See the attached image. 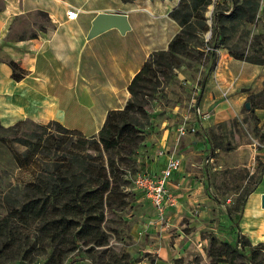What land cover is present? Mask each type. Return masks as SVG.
Segmentation results:
<instances>
[{
  "label": "rangeland",
  "instance_id": "374dc122",
  "mask_svg": "<svg viewBox=\"0 0 264 264\" xmlns=\"http://www.w3.org/2000/svg\"><path fill=\"white\" fill-rule=\"evenodd\" d=\"M178 1L166 12H162L166 0H121L118 8L127 12L130 19L135 17L133 23L138 24L128 34L141 36L143 41L152 40L153 48L165 47L166 51L167 42L173 37L168 39L180 29L169 16ZM230 7L229 0H211L203 12L205 28L197 38L193 36L203 42L197 45L199 52L181 58L171 77H160L159 86L145 97L148 118L139 150L145 144H157L165 136L169 153L181 159L182 173L174 179L177 205L159 215L142 195L140 198L132 191L136 162L126 169L125 204L113 206L105 214L102 231L107 242L102 246L77 243L63 264H214L208 256L209 238L234 242L241 199L254 187L264 166V65L249 64L252 73L249 72L246 82L222 78L221 82L226 84L223 85L215 73L229 69V59H233L230 53L264 57V0L242 3V17L223 24L220 44L212 58L209 50L214 40L213 13L217 8L227 13ZM110 35H105L103 46L118 48L119 39ZM84 65L83 60L81 73ZM231 84L232 90L228 89ZM82 86L83 83H76L66 91L65 103L78 112L75 125L88 133L93 123L86 121L87 115L98 118L99 107L116 105V101L105 99L101 92L82 91ZM86 104H91V112ZM202 114L208 116L203 119ZM25 120L21 134L27 137L39 133L37 125L47 122ZM196 121L202 124L199 130H188L183 136L176 133L178 124L190 128ZM165 130L167 134L163 133ZM15 149L23 150L19 146ZM4 171L15 175L17 168L6 148L0 146V178L5 192L12 179ZM28 178L26 172L20 176V180ZM24 237L18 233L15 239L23 253L10 251L7 263L50 264L51 250L46 242L32 247ZM246 250L258 258L259 264H264V247Z\"/></svg>",
  "mask_w": 264,
  "mask_h": 264
},
{
  "label": "trees",
  "instance_id": "16d2710c",
  "mask_svg": "<svg viewBox=\"0 0 264 264\" xmlns=\"http://www.w3.org/2000/svg\"><path fill=\"white\" fill-rule=\"evenodd\" d=\"M229 2L227 13L217 8L212 16L214 40L209 50L212 58L220 44L223 24L241 18L242 3L248 5V0ZM209 4L211 0L178 1L169 16L178 24L179 31L166 51L149 54L127 86L129 98L124 107L109 110L95 135L85 137L77 129L47 121L37 125L39 133L27 137L21 134L26 120L9 127L0 124V144L17 168L15 175L4 171L12 179L5 192L0 178V264H8L12 250L23 253V247L15 241L18 233L24 234L32 247L46 242L51 250L50 264H63L77 243L102 246L107 242L102 231L105 214L113 206L125 204L126 169L137 162L144 139L142 129L148 118L145 97L159 86L160 77H171L181 58L199 52L197 45L203 42L194 37L205 28L203 12ZM230 56L251 65H264V57L234 53ZM6 63L14 81L27 76L16 62ZM15 146L23 150L18 152ZM23 172L29 174L27 180H20ZM253 188L241 199L242 207ZM258 247H264V243L252 245L242 235H236L233 243L210 237L208 256L214 264H259L258 258L246 250Z\"/></svg>",
  "mask_w": 264,
  "mask_h": 264
},
{
  "label": "crops",
  "instance_id": "0c3cea01",
  "mask_svg": "<svg viewBox=\"0 0 264 264\" xmlns=\"http://www.w3.org/2000/svg\"><path fill=\"white\" fill-rule=\"evenodd\" d=\"M119 5L121 0H0V124L3 127L25 119H39L56 121L89 137L98 132L109 110L124 107L129 98L127 86L133 76L150 53L166 48L155 49L152 40L143 41L141 36L128 34L138 24L133 23L135 17L130 19ZM70 7L79 10L75 20L66 19ZM163 9L164 5L162 12L169 10ZM113 11L126 14L130 30L120 34L116 29H110L89 37L93 19L100 13ZM107 33H112L109 37L119 39L118 48L103 46ZM122 43L130 45L123 46ZM83 60L85 65L81 73ZM6 61L16 62L27 76L20 81L11 79V69ZM228 64L229 71L225 67L221 73L220 69L215 73L221 84L226 85L221 82L222 78L247 81L252 71L249 64L233 59H229ZM80 82L84 85L82 91L101 92L105 99L116 101V105L99 107L98 118L94 114L87 115L86 121L93 123L88 133L75 125L78 112L69 109L65 103L64 93ZM228 89H233L232 84ZM122 91L119 96L118 92ZM87 107L91 112V104ZM194 125L196 130L202 126L199 121ZM163 133L167 134V130ZM164 138L158 139L157 144H145V148L139 150L137 164L143 170L158 174L163 168L167 156L171 155ZM161 149L164 156L157 155ZM181 173L182 162L179 171L168 182V188L176 198L174 179ZM263 195L264 166L259 181L245 198L234 231L235 237L242 235L252 245L264 243Z\"/></svg>",
  "mask_w": 264,
  "mask_h": 264
},
{
  "label": "built area",
  "instance_id": "2783aa9c",
  "mask_svg": "<svg viewBox=\"0 0 264 264\" xmlns=\"http://www.w3.org/2000/svg\"><path fill=\"white\" fill-rule=\"evenodd\" d=\"M78 13V9L70 7L66 11V19L75 20ZM197 113L198 118H201L200 112L198 111ZM207 116V114H202L203 119ZM188 130L194 133L196 131L195 125L187 128L186 124L180 123L177 125L176 133L179 136H183L187 134ZM157 155L164 156L165 152L161 149L157 152ZM180 167V159L172 154L167 156L164 166L158 174H151L138 165V169L132 179V191L139 192L159 215H163L168 209L177 205V198L168 188V182L172 175L179 171Z\"/></svg>",
  "mask_w": 264,
  "mask_h": 264
},
{
  "label": "water",
  "instance_id": "95a60500",
  "mask_svg": "<svg viewBox=\"0 0 264 264\" xmlns=\"http://www.w3.org/2000/svg\"><path fill=\"white\" fill-rule=\"evenodd\" d=\"M110 29H116L120 34H125L127 31H129L130 25L128 23L126 14L117 12L98 14L91 23L89 37H94L95 35ZM245 108H249L247 103L245 104ZM261 206L264 208V195L261 197Z\"/></svg>",
  "mask_w": 264,
  "mask_h": 264
},
{
  "label": "bare ground",
  "instance_id": "6f19581e",
  "mask_svg": "<svg viewBox=\"0 0 264 264\" xmlns=\"http://www.w3.org/2000/svg\"><path fill=\"white\" fill-rule=\"evenodd\" d=\"M176 0H166L163 10H168L175 5Z\"/></svg>",
  "mask_w": 264,
  "mask_h": 264
}]
</instances>
